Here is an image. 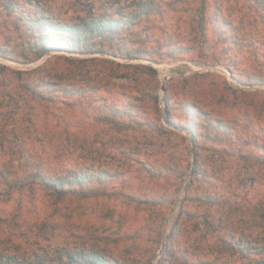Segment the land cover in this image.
<instances>
[{"label":"rangeland","instance_id":"obj_1","mask_svg":"<svg viewBox=\"0 0 264 264\" xmlns=\"http://www.w3.org/2000/svg\"><path fill=\"white\" fill-rule=\"evenodd\" d=\"M2 1L0 48L19 58L21 43L28 39L25 20L8 14ZM16 1L20 10L29 6L28 0ZM40 1L69 23L90 8L89 0ZM99 1L114 10L131 2ZM155 2L161 13L133 25L137 34H123L127 44L150 50L160 44L163 54L156 61L52 51L26 63L0 55V65L15 71L48 63L29 74L0 68V138L7 140L0 145V169L13 172L2 157L16 146L10 140H21L31 155L28 171L81 169L89 172L93 188L92 195L69 196L57 207L39 191L33 199L0 197V251L6 247L26 256L61 244L71 252L94 253L108 264H157L177 222L171 236L173 264H253L258 258L216 251L219 242L197 230L204 227L200 214L219 217L228 211L209 208L205 196L229 194L240 205L245 198L264 196V0H205L204 47L172 55L166 52L199 42L200 2ZM90 57L100 61L73 62ZM139 64L155 68V75ZM48 82L59 84L44 86ZM25 83L37 86L47 99L29 97L28 104L15 105L11 99L25 94ZM197 112L219 120L223 134L216 137L215 128L199 119L196 146ZM195 169L204 174L194 178ZM36 217L54 225V234L18 237L19 228L35 224Z\"/></svg>","mask_w":264,"mask_h":264},{"label":"trees","instance_id":"obj_2","mask_svg":"<svg viewBox=\"0 0 264 264\" xmlns=\"http://www.w3.org/2000/svg\"><path fill=\"white\" fill-rule=\"evenodd\" d=\"M101 2L105 5H100ZM199 5L196 8V25L195 32L199 42L195 45L179 46L173 51L166 52L167 55H172L178 50L191 51L204 47L206 41V23L208 19L205 15V0H199ZM2 8L8 14H18L19 19L25 20V30L28 34L26 42L21 43V48L18 52L19 58L11 56L10 50L0 48V55L8 59H19L22 62H33L39 59L43 54L52 51H63L67 53L77 54H101L120 57L123 59H139L156 61V56H161V45L158 44L152 50L144 44H133L125 38L132 34H137L138 30H133L132 26L142 19H148L152 15L161 13L160 10H155L158 4L155 0H131L128 8L118 7L116 10L112 5H108L107 1L89 0V6L84 16H78L75 22L69 23L59 19L55 12L43 5L40 0H28V8L18 9L16 0H3ZM125 33V34H123ZM126 41V42H125ZM168 47V46H167ZM66 61L71 59L64 58ZM99 58L90 57L85 59H75L76 63H89L98 61ZM100 61V60H99ZM107 61L111 64L122 68L131 67L127 64H119L112 60ZM47 62L43 63L34 69L32 72H37L45 69ZM134 67V66H132ZM139 68L151 72L155 75L156 70L150 65L139 64ZM1 69L10 71L15 74H29L28 72L15 71L0 65ZM233 74V70L228 67ZM125 76L126 74H122ZM53 83V84H52ZM58 82H48L44 86H55ZM25 89V94L18 99H11L13 103L20 106L28 104L27 98L34 100H45L43 91H39L37 86L25 83L22 85ZM31 95V96H30ZM56 95V94H55ZM54 99V100H53ZM52 102L55 103V98L52 97ZM166 107V105H165ZM195 120L196 134L194 141L196 146L199 145L197 125L199 119H202L203 125L214 127L216 137L223 134L222 124L216 121L207 113L197 112ZM17 121V118H16ZM12 135L15 132H11ZM14 137V136H13ZM4 137L0 138V145L5 146ZM216 139V138H215ZM10 140L8 143H16L10 152H6L2 159L5 160L12 168L11 174L0 169V197L4 199H12L13 197L33 199L37 192H42L51 205H56L65 200V198L73 195L90 196L93 194V188L89 185L91 176L89 172L81 169H67L63 173H49L40 171H28L31 163V155L19 141ZM219 141V140H218ZM242 159L245 156H240ZM261 161V160H260ZM259 161V162H260ZM194 178L204 174L203 170L195 169L193 171ZM248 173V172H247ZM242 185L245 186V183ZM229 195V194H228ZM221 195L205 196L204 202L209 208L216 209L219 212L227 209L225 215L214 217L210 212L199 215L203 228H198V232L203 235H209L214 240L219 242V252H229L237 254L240 258H245L250 254L256 255L258 258L253 264H264V196L260 194L256 199L249 198L243 201L240 205L237 201L231 202L232 198ZM163 202H160V204ZM155 204V206H160ZM0 216V220H1ZM35 224L28 225L18 232V237L27 238L29 234H38L41 238L49 237V233L55 229V226L48 223L45 217H36ZM17 224V223H16ZM162 225V224H161ZM250 225V227H246ZM178 230V223L173 225V234ZM56 231V230H55ZM54 234V231L51 233ZM162 257L157 264H173L172 262V237ZM1 243V242H0ZM18 251L21 250V245H18ZM150 260V259H149ZM0 264H108L101 256L94 253L84 254L71 252L61 244H55L49 249H33L26 256L21 254L9 253V250L4 247L0 251ZM150 264V263H149Z\"/></svg>","mask_w":264,"mask_h":264},{"label":"built area","instance_id":"obj_3","mask_svg":"<svg viewBox=\"0 0 264 264\" xmlns=\"http://www.w3.org/2000/svg\"><path fill=\"white\" fill-rule=\"evenodd\" d=\"M158 105H159V107L163 110V108H164V106H165V104H164V101H163V99H162V97L160 96L159 97V100H158Z\"/></svg>","mask_w":264,"mask_h":264},{"label":"water","instance_id":"obj_4","mask_svg":"<svg viewBox=\"0 0 264 264\" xmlns=\"http://www.w3.org/2000/svg\"><path fill=\"white\" fill-rule=\"evenodd\" d=\"M193 161H195V155H193ZM161 252H162V250H161Z\"/></svg>","mask_w":264,"mask_h":264},{"label":"bare ground","instance_id":"obj_5","mask_svg":"<svg viewBox=\"0 0 264 264\" xmlns=\"http://www.w3.org/2000/svg\"><path fill=\"white\" fill-rule=\"evenodd\" d=\"M163 80H164V78H163Z\"/></svg>","mask_w":264,"mask_h":264}]
</instances>
